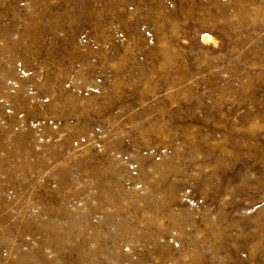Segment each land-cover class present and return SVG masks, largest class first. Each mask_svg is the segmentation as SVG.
Returning a JSON list of instances; mask_svg holds the SVG:
<instances>
[{
	"label": "rangeland",
	"instance_id": "374dc122",
	"mask_svg": "<svg viewBox=\"0 0 264 264\" xmlns=\"http://www.w3.org/2000/svg\"><path fill=\"white\" fill-rule=\"evenodd\" d=\"M0 264H264V0H0Z\"/></svg>",
	"mask_w": 264,
	"mask_h": 264
}]
</instances>
